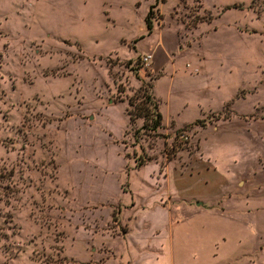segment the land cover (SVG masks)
<instances>
[{
  "label": "rangeland",
  "instance_id": "obj_1",
  "mask_svg": "<svg viewBox=\"0 0 264 264\" xmlns=\"http://www.w3.org/2000/svg\"><path fill=\"white\" fill-rule=\"evenodd\" d=\"M152 2L0 0V264H264V0H174L183 53L154 99L165 121L202 114L156 131L123 110L160 73L132 55ZM71 147L98 194L68 174ZM253 157L209 205L205 168Z\"/></svg>",
  "mask_w": 264,
  "mask_h": 264
},
{
  "label": "crops",
  "instance_id": "obj_2",
  "mask_svg": "<svg viewBox=\"0 0 264 264\" xmlns=\"http://www.w3.org/2000/svg\"><path fill=\"white\" fill-rule=\"evenodd\" d=\"M166 3H169L170 6L167 7V14L165 15L162 12L161 7L163 4H166ZM173 3H175L174 0H164L162 2L156 3L155 8L157 9L158 13L161 15L160 21L152 22L150 31L148 33L144 30L143 33L136 36V38L134 39L133 49L131 48L132 49V55H134L136 53L144 52L146 50L151 51V60H150L149 66L146 68H150L154 72L160 71V73H158L156 76L153 77V79H152L153 82H152L151 87H150V93L154 98H156L154 96V93H153V84H154L155 80L162 74L164 67L166 66V64L168 62L171 63L172 62L171 60H173L174 58H176V56L183 53V43L181 42V37L179 34H177V30H176L177 24H176L175 20L172 22V18L169 14V10H171ZM174 51H177V52L174 53ZM130 57H132V56H130ZM197 64H198L197 69H198V71L201 72L203 70V65L200 64V62H198ZM158 110H159V108H158ZM160 115H161V113H160ZM200 115H198L195 118L193 117L189 120H186V121L184 120V121H180V122L174 121L169 116L166 118L167 121H165L163 116L161 115V122L163 124V123H167L168 121H172V123L175 126H180V125L189 123L190 121H193L194 119H197ZM246 122L248 123L249 121L242 118L241 123H239V124H243ZM244 136H246V138H248L250 143L253 142L252 141L254 139L253 134H251V135L245 134ZM240 142H241V144L244 143L243 140H240ZM261 142H263V140H261ZM244 147H246V145ZM250 150H251V148H249V151ZM69 152L67 155L68 156V160H67L68 164L66 165V167H67V171H68V174L70 175L71 179L73 181H76L77 175H80V174L82 176H88V178H89V176H90L89 170L90 169H89V166L86 164V162L80 158L81 157L80 151L74 150L71 147V151H69ZM248 157H250V156L248 155ZM250 159H251L250 163H252L254 157L253 158H246V163H248L250 161ZM250 163L246 164V167L243 168V171L238 172L236 174H233L231 176H225L224 175V172H229L226 169H225V171H224V169H223V171H221V170L219 171V170L215 169L213 166L210 168H205L204 172H205L206 177H207V181H205V182H206V184L208 182H211L210 183L211 189H213V187H214V189L212 190V193L215 194L214 199L209 198V196L207 195L208 197H206V199L209 200V205H211L212 202L218 203L219 197L223 193L225 194L226 191L231 187V185L234 182H236V181L238 182L237 178L239 176H241L240 178L242 180H244L246 178V175L248 174V165ZM138 168H140V167H138ZM133 170H137V167H134ZM125 171H127V170L125 169ZM88 178L85 177V179L89 180V181L88 182L85 181L83 190L85 191V189H86V191H88L91 195L98 194L100 192V190L102 189L104 179L101 176H96V177L94 176L92 179H90V178L88 179ZM179 178L185 179V177L183 175L182 176L180 175ZM149 179H151V176L149 177ZM147 181H148V179H147ZM147 181H145V182L148 183ZM150 181L152 182V180H150ZM220 205L222 207L221 208L222 210L216 211V213H218V214H221L223 212L228 213L229 208L232 206L231 202H229L225 199L220 200ZM143 238H147V237H143ZM155 251H156L154 253L155 256H158L159 252L161 253V250L159 248H155ZM154 259H156V258H154Z\"/></svg>",
  "mask_w": 264,
  "mask_h": 264
},
{
  "label": "trees",
  "instance_id": "obj_3",
  "mask_svg": "<svg viewBox=\"0 0 264 264\" xmlns=\"http://www.w3.org/2000/svg\"><path fill=\"white\" fill-rule=\"evenodd\" d=\"M163 0H153L147 7L144 14L143 21L145 25V31L148 33L151 28L150 22V12L151 8L156 5L157 2H162ZM151 83L141 82L136 89V94L133 97L129 96L126 98V106L123 108L124 114L126 116V122L129 123L133 118L140 117L141 125L140 127H146L151 131H156V129L161 124V115L157 109V101L150 93ZM196 120L186 123L183 128L188 127ZM182 128V129H183ZM139 163L136 162L134 167H138Z\"/></svg>",
  "mask_w": 264,
  "mask_h": 264
},
{
  "label": "built area",
  "instance_id": "obj_4",
  "mask_svg": "<svg viewBox=\"0 0 264 264\" xmlns=\"http://www.w3.org/2000/svg\"><path fill=\"white\" fill-rule=\"evenodd\" d=\"M138 59H139V63L144 66L145 68L149 66V63H150V60H151V51H146V52H143L141 53L139 56H138ZM197 69L194 68V71H196Z\"/></svg>",
  "mask_w": 264,
  "mask_h": 264
},
{
  "label": "water",
  "instance_id": "obj_5",
  "mask_svg": "<svg viewBox=\"0 0 264 264\" xmlns=\"http://www.w3.org/2000/svg\"><path fill=\"white\" fill-rule=\"evenodd\" d=\"M197 203H198V201L195 202V204H197Z\"/></svg>",
  "mask_w": 264,
  "mask_h": 264
}]
</instances>
